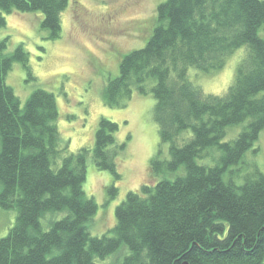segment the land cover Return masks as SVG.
I'll return each mask as SVG.
<instances>
[{"label": "trees", "instance_id": "obj_1", "mask_svg": "<svg viewBox=\"0 0 264 264\" xmlns=\"http://www.w3.org/2000/svg\"><path fill=\"white\" fill-rule=\"evenodd\" d=\"M71 0H0L5 15L42 13L49 39H59ZM264 0H166L146 46L125 55L105 92L111 108L152 93L161 144L151 161L156 183L131 191L116 209L113 236L93 237L98 205L89 198V160L121 179L119 125L99 122L93 149L69 153L55 95L37 89L23 104L7 77L20 63L30 79V53L6 54L0 40V207L17 209L0 239V264H264V171L239 168L264 131ZM242 48L223 96L204 95L189 78L222 71ZM243 131L232 141L229 132ZM130 139V137H129ZM110 198L118 195L116 184ZM125 250L124 257L115 263Z\"/></svg>", "mask_w": 264, "mask_h": 264}, {"label": "rangeland", "instance_id": "obj_2", "mask_svg": "<svg viewBox=\"0 0 264 264\" xmlns=\"http://www.w3.org/2000/svg\"><path fill=\"white\" fill-rule=\"evenodd\" d=\"M166 0H71L61 16L59 39H49L42 28V13L5 15L7 25L0 31V40L7 39L6 54L23 46L30 53V67L36 81L31 80L23 66L16 62L7 77L24 104L37 89L55 95L62 139L69 141V153L82 148L93 149L101 119L119 125L116 140L127 144L126 152L118 159L121 179L99 170L91 159L87 168L84 189L98 205V213L89 225L93 237L113 236L117 225L116 209L131 191L154 184L150 164L161 152L169 156V147L161 144L159 128L153 119L155 99L134 94L124 108L107 105L105 92L109 82L119 75L122 58L133 50L146 46L154 28L158 6ZM264 36V32L261 33ZM242 48L232 56L225 68L211 74L189 70V78L200 86L204 95L223 96L233 83L237 66L246 55ZM244 125L233 128L226 141L234 140ZM130 137V139H129ZM256 170L264 171V131L239 168L244 177ZM116 184L118 195L111 199L109 189ZM17 209L0 207V239L8 236L15 226ZM125 250L107 260L115 263L124 257Z\"/></svg>", "mask_w": 264, "mask_h": 264}]
</instances>
